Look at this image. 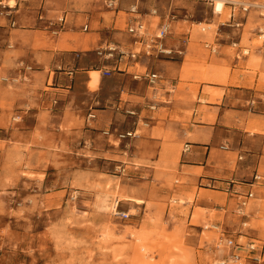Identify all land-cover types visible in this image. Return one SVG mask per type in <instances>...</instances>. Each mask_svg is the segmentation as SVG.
<instances>
[{
	"label": "crops",
	"instance_id": "obj_1",
	"mask_svg": "<svg viewBox=\"0 0 264 264\" xmlns=\"http://www.w3.org/2000/svg\"><path fill=\"white\" fill-rule=\"evenodd\" d=\"M14 2L0 12V78L15 79L0 81V128L11 113L24 118L10 139L38 158L64 153L85 166L109 160L122 177L143 179L147 202L165 199L163 213L176 196L181 207L175 219L191 221L196 213L194 228L226 225L222 236L253 239L243 224L264 217V181L245 207L239 202L253 175L264 177V49L238 57L233 46H251L252 36H245L250 14L244 18L226 5L228 21L211 40L198 29L217 20L205 0H116L113 7L107 0ZM198 5L206 9L202 19L194 13ZM170 14L175 18L165 45L172 55L146 48L127 31L142 20L152 35ZM205 41L217 45V53ZM109 46L139 53L110 57ZM148 72L159 75L153 85L137 76ZM45 94L57 97L55 110ZM6 162L0 152V167ZM22 164L16 158L12 166ZM233 215L242 226L232 223Z\"/></svg>",
	"mask_w": 264,
	"mask_h": 264
},
{
	"label": "rangeland",
	"instance_id": "obj_2",
	"mask_svg": "<svg viewBox=\"0 0 264 264\" xmlns=\"http://www.w3.org/2000/svg\"><path fill=\"white\" fill-rule=\"evenodd\" d=\"M257 1L262 3V9L259 14L250 10V23L245 30L246 39L253 38L251 46L247 43L246 47L250 57L255 47L264 49L258 37L260 24L264 26L260 15L264 13V0ZM0 2L2 12L9 1ZM194 13L201 19L207 15L202 5ZM227 14L224 7L221 14H214L217 20L210 27L200 24L198 29L207 27L205 32L213 40L221 30L219 23L228 21ZM222 32L229 31L224 28ZM0 81L7 82L4 77ZM47 91L50 89L44 90ZM52 96L45 94L43 101L55 110L51 98L57 97ZM23 119L16 111L10 114L9 124L0 128L1 157L7 161L0 167V264H213L228 253L225 241L230 237L221 234L226 233V225L218 228L202 223L199 230L194 228L198 224L196 213L191 221L188 217L175 219L181 207L176 196L171 201L167 199L171 210L163 213L165 199L161 202L162 199L152 197L147 202L143 179L140 182L122 177L109 160H90L85 166L78 159L64 157V153L38 158L29 152V147L22 150L20 141L10 138L16 135ZM16 158L24 164L12 166ZM121 212L129 216L119 215ZM240 222L238 215L232 216L237 227L242 226ZM243 226L253 237L242 238L244 243L256 242L254 239L264 234L263 219H253Z\"/></svg>",
	"mask_w": 264,
	"mask_h": 264
},
{
	"label": "built area",
	"instance_id": "obj_3",
	"mask_svg": "<svg viewBox=\"0 0 264 264\" xmlns=\"http://www.w3.org/2000/svg\"><path fill=\"white\" fill-rule=\"evenodd\" d=\"M210 2L212 5V11L214 14H221L223 12V8L220 10H217V5L216 1L214 0H205ZM116 3V0H107V5L109 7H113ZM226 5H231L233 8V13L236 12L237 15H242V17L246 18L247 14L250 12L252 8L254 9H262L259 4L256 3H242V2H237V3H227L226 1L224 2V7ZM157 10L154 9L152 11V14H156ZM261 16L264 17V13H260ZM234 16V15H233ZM171 18H175L173 15H168V22L163 23L160 25L152 35H147V26L146 23L142 20H138L136 22L131 23L127 31L130 35H133L136 42L142 43L143 45L146 46V48L149 49H154L158 54H167V55H172L174 53L172 48H167L165 45V39L168 36L170 32V21ZM241 23L238 22L236 25H240ZM87 29V27H84ZM61 29V28H60ZM60 29H56L55 33L57 34V31ZM206 27H202L201 31L205 32ZM147 37L149 41V45H147ZM258 37L261 39L262 45H264V26H260L258 28ZM205 47L211 52V53H217L218 51V46L214 44H208L207 41L204 42ZM233 46L235 47V51L237 52L238 57L247 55L249 53V49L246 47H240L236 42L233 43ZM109 53L107 56L113 57L115 53L117 52L120 57L123 55L128 54L130 58H135L136 55L139 53L138 51H128L126 52L125 50L119 48V47H114V46H109L108 47ZM146 53L147 50H146ZM182 53V52H179ZM149 54V53H148ZM28 69H31V67H28ZM105 75L110 74V70H105L104 72ZM138 78L140 77H145L147 78L148 82L150 85L155 84L156 80L159 78V75L156 72H151V73H146V74H137ZM136 76V77H137ZM4 80H9L7 78H4ZM14 80V79H12ZM53 104L56 105L57 99H53ZM251 105L255 104V100H251L250 102ZM134 113V112H131ZM130 135V132L127 133ZM123 136V135H122ZM264 181V177L262 176L261 173L256 172L252 180L249 181V190L244 194L243 199L239 202L241 204V207H245L248 204V201L251 198L255 197V190L253 187L256 185H259ZM119 215H122L123 217H128L129 214L126 212H121ZM264 220V217H263ZM244 225L247 226L245 223ZM256 242H248V243H240L237 242L234 238H226L225 244L229 248V251L226 255L221 257L220 259H217L214 261L215 263L213 264H226L228 262H231L233 264H262L264 262V234L262 237H259L258 239H254Z\"/></svg>",
	"mask_w": 264,
	"mask_h": 264
},
{
	"label": "bare ground",
	"instance_id": "obj_4",
	"mask_svg": "<svg viewBox=\"0 0 264 264\" xmlns=\"http://www.w3.org/2000/svg\"><path fill=\"white\" fill-rule=\"evenodd\" d=\"M224 2H225V0H217L216 1L217 10H220L222 8L224 9ZM14 3H15L14 0H9V5L13 6ZM209 27H210V25H209ZM97 75H98V72H96V71L92 72V81L90 83L91 86H94L96 84Z\"/></svg>",
	"mask_w": 264,
	"mask_h": 264
}]
</instances>
